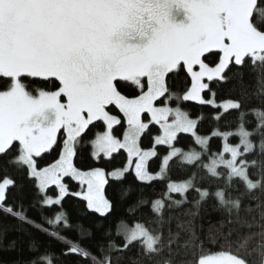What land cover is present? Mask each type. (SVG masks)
<instances>
[{
    "label": "snow or ice",
    "instance_id": "1",
    "mask_svg": "<svg viewBox=\"0 0 264 264\" xmlns=\"http://www.w3.org/2000/svg\"><path fill=\"white\" fill-rule=\"evenodd\" d=\"M189 101L237 112L234 130L212 133L223 139L215 153ZM181 134L193 139L186 149ZM85 149L94 164L123 151L126 164L80 167ZM172 164L190 170L182 181L168 176ZM129 172L144 186L168 182L156 196L121 188L116 214L105 186ZM23 175L35 189L28 204ZM66 177L101 219L73 221ZM209 203L220 219L198 232ZM37 204L38 220L28 215ZM185 205L173 228L166 212ZM0 214L32 230L29 255L11 264H264V0H0ZM8 230L0 224V248L16 249Z\"/></svg>",
    "mask_w": 264,
    "mask_h": 264
},
{
    "label": "trees",
    "instance_id": "2",
    "mask_svg": "<svg viewBox=\"0 0 264 264\" xmlns=\"http://www.w3.org/2000/svg\"><path fill=\"white\" fill-rule=\"evenodd\" d=\"M246 84H248L249 87L252 86V82L250 81V78H245ZM175 86L179 90H183L186 86L185 84V78L184 76L177 77L175 79ZM217 96L216 101L222 102L223 100H226L229 98L227 88L225 87L223 90L217 89ZM205 97H209L210 94L205 92L203 93ZM185 109L189 110L193 116V118H197L199 116H203V119L200 121L198 126V132L202 136H207L210 139V148L213 153H215L222 145L223 139L221 137H215L212 136V133L214 131H229L234 130L237 123V112L235 111H229L227 113H224L222 109H216L211 105H201L198 102L195 101H189L185 102L182 105ZM221 115L222 118L220 120L213 119L215 115ZM156 134V129H153V135ZM232 143H236V141L233 139L231 141ZM142 143L145 147H148L152 144V137L146 135ZM193 144V139L188 134H181L178 137V141L176 142V146L181 148H187ZM157 151L159 153V157H162L166 154L167 146H156ZM88 150H83V161L77 160V164L80 167H87L89 165L92 166H101L106 169V171H112L117 168H121L125 166L126 164V153L121 151L118 154H114L113 157L109 159H103L102 162L99 164H94V162L88 158L87 156ZM154 158L149 162V168L150 171L155 172L158 170V167L161 164L160 158ZM46 159H51V157H46ZM189 169H184L178 167L176 164L171 165V170L168 173V176L173 181H182L186 176ZM66 184L69 188V195H67L63 200V208L71 215L73 221H81L85 225H87L90 222L96 221L101 219L98 214H95L91 212L86 207V201L81 199L80 197L71 195V193L80 191V187L77 182L73 181L71 178L66 177L65 178ZM168 180L163 181H154L151 183L150 186H144L139 184L132 172H129L126 177L122 181H116L112 178H109V183L105 186V194L107 197L112 199L113 201H116V214H122L125 210L126 203L122 204L119 202V196L118 192L121 188L127 186V185H133L134 188H141L143 187L145 192H147L151 196L159 195V193L165 191V185L167 184ZM18 183L23 185V188L20 190V192L17 193L18 197H23L25 204H28L33 200V193L35 191L33 187V182L29 180V178L26 175L18 177ZM56 189L53 186L49 190L50 195L56 194ZM136 193L133 192L131 197L129 198L128 202H131V200L135 199ZM173 197L175 199H180L181 197L178 194H173ZM191 198V196L189 197ZM191 207L190 205H185L181 208L173 209L171 212H166V217L171 215L173 217L172 221V227H175L176 223V217H180L181 219H186L187 217L184 216V213L188 210V208ZM59 210V206H56L55 208L49 210L47 208L43 209L44 214L51 215L52 212ZM147 209H144V212L147 213ZM28 215L31 217H35L37 220L40 218L41 215V209L39 205L37 204L36 207L30 208ZM139 215V214H138ZM220 219V216L217 212L213 211L210 203L205 204L201 210L200 215L195 218L194 224L197 229V231L203 230L204 232H207L208 229L211 226H214L216 222ZM0 224L7 225L9 230L7 232L6 237L4 238V244L6 245L8 242L12 240H17V248L16 249H4L0 248V264H11L13 260L27 257L29 255L27 243L29 236L27 235V232H31V229L27 228V225H25V232H19L15 229V226L17 224V221L10 218V217H4L2 214H0ZM36 235H41L37 233ZM72 235H75L72 233ZM42 239L47 241L49 238L47 236H42ZM57 248H59V245H56ZM135 252V250H133ZM130 255L132 253H129ZM69 264H77L78 258L76 256H71L68 258Z\"/></svg>",
    "mask_w": 264,
    "mask_h": 264
},
{
    "label": "rangeland",
    "instance_id": "3",
    "mask_svg": "<svg viewBox=\"0 0 264 264\" xmlns=\"http://www.w3.org/2000/svg\"><path fill=\"white\" fill-rule=\"evenodd\" d=\"M204 95V94H203ZM205 96V95H204ZM206 99H209V98H211V96H209V97H205ZM217 103H220V102H217ZM178 147V146H177ZM124 167V166H123ZM122 168V167H121ZM156 172V171H155ZM155 172H153V173H155ZM65 183H66V181H65Z\"/></svg>",
    "mask_w": 264,
    "mask_h": 264
}]
</instances>
